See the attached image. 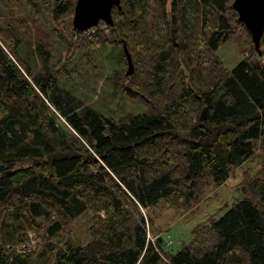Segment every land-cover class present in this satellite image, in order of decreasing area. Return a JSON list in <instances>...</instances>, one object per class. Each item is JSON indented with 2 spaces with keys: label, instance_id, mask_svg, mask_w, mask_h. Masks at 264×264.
Here are the masks:
<instances>
[{
  "label": "trees",
  "instance_id": "obj_1",
  "mask_svg": "<svg viewBox=\"0 0 264 264\" xmlns=\"http://www.w3.org/2000/svg\"><path fill=\"white\" fill-rule=\"evenodd\" d=\"M40 1L53 5L67 47L55 64L36 42L32 69L12 30L13 53L1 24L13 18L0 14V264H264V33L259 55L233 0H171L168 12L156 0L153 22L166 27L158 38L142 27L149 0H120L112 25L81 38L76 0ZM240 39L243 58L228 69L215 50ZM123 42L133 72L105 84L146 109L115 118L85 105L59 74L73 52L100 45H121L127 65ZM257 148L260 168L244 173L241 199L221 216L193 227L175 252L163 251L161 235L147 237L144 210H190ZM86 213L91 240L74 244ZM28 231L41 241L16 251Z\"/></svg>",
  "mask_w": 264,
  "mask_h": 264
},
{
  "label": "rangeland",
  "instance_id": "obj_2",
  "mask_svg": "<svg viewBox=\"0 0 264 264\" xmlns=\"http://www.w3.org/2000/svg\"><path fill=\"white\" fill-rule=\"evenodd\" d=\"M170 1L166 2L167 12ZM149 4L146 20L142 27L159 38L165 33V21L153 22L157 13V2L149 0ZM52 8L53 5L44 6L40 0H0V14L13 18L11 22L3 19L1 23L5 29L3 38L6 45L13 53L18 51L10 36L12 30L17 31L18 37L23 38L20 43L21 56L34 70L38 67V58L33 51V45L36 42H41L50 49V63L52 64L58 63L62 55H66L67 47L60 42L53 29L54 27L61 29V25L54 23ZM167 17L169 19V15ZM106 32L108 31L106 30ZM89 34L91 33H84L86 37L81 38H90L93 33ZM72 37L73 40L79 39L77 35H72ZM242 41L243 39L230 40L215 50L216 55L221 58L228 69L233 68L242 60L243 54L240 50ZM119 51H121V45L120 48L113 45H100L90 51L73 52L69 56L64 70L59 74L60 84L78 96L85 105L95 107L104 115L118 118L125 113L133 115L143 113L146 109L143 99L125 97L121 93L112 95L109 87L105 84V78L121 69L126 75L127 65L120 61ZM255 152L256 155L235 167L224 182L213 185L190 210L181 212L171 209H155L146 212L144 210L147 222L149 215L152 219L151 223H147L149 239L161 235L165 241H172L169 246L166 244L164 246L163 242V251L175 252L183 243L190 240L193 227L208 223L210 217L221 216L229 206L241 199L244 173L253 175L260 168L259 149L257 148ZM100 214L103 215V212L101 211ZM88 224L89 215L87 213L77 218L73 227L72 243L82 245L91 240V236L85 231ZM40 241V235L28 231V234L23 236L22 243L16 246L15 250L18 252L34 250Z\"/></svg>",
  "mask_w": 264,
  "mask_h": 264
},
{
  "label": "water",
  "instance_id": "obj_3",
  "mask_svg": "<svg viewBox=\"0 0 264 264\" xmlns=\"http://www.w3.org/2000/svg\"><path fill=\"white\" fill-rule=\"evenodd\" d=\"M112 6L121 9L120 0H76L72 15L73 27L80 31L87 30L100 20L112 25ZM232 7L238 14V20L248 28L254 47L261 55L260 40L264 33V0H233ZM123 49L127 60L125 74L129 76L133 72V64L124 42Z\"/></svg>",
  "mask_w": 264,
  "mask_h": 264
},
{
  "label": "built area",
  "instance_id": "obj_4",
  "mask_svg": "<svg viewBox=\"0 0 264 264\" xmlns=\"http://www.w3.org/2000/svg\"><path fill=\"white\" fill-rule=\"evenodd\" d=\"M94 31V29L93 28H90V29H87V30H84V31H82L83 33H91V32H93ZM147 237H149V233H147ZM151 240H153L152 238H151ZM170 244H172V241L171 240H167L166 241V245H170Z\"/></svg>",
  "mask_w": 264,
  "mask_h": 264
}]
</instances>
